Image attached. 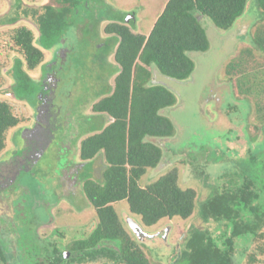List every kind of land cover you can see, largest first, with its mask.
Masks as SVG:
<instances>
[{
	"label": "trees",
	"instance_id": "16d2710c",
	"mask_svg": "<svg viewBox=\"0 0 264 264\" xmlns=\"http://www.w3.org/2000/svg\"><path fill=\"white\" fill-rule=\"evenodd\" d=\"M247 1L167 0L147 36L127 26L132 20L95 19V12L104 8L97 0H47L43 5H29L32 10L25 20L35 27L40 47L35 45L33 32L26 27L13 29L10 35L13 48L24 63L15 61L12 71L21 84L29 80L25 71H33L43 62L41 48L55 50L64 38L73 37L79 50L78 54L72 52L69 56L74 65L83 66L82 54L90 47L87 36L92 34L90 37L99 39V23L103 24L105 42L97 52L106 54V48L110 47L109 53L115 49V69L110 72L114 74L113 86L109 91H101L91 105V112L99 118L88 123L91 134L78 147L81 162L91 164L99 157L104 162L101 179H86L83 183L97 225L86 239L72 243L71 259L152 264L122 226L113 203L125 201L129 213L138 216L144 227L154 226L162 219L192 217L197 194L193 189L179 186L176 167L146 186L139 184L147 170L154 169L162 158L161 148L150 139H167L175 133L170 120L160 111L173 107L176 98L163 86L151 83L150 67L174 80L188 79L194 64L187 54L203 53L209 48L200 19L207 18L217 30L227 31L244 13ZM255 4L260 15L249 32L252 46L238 50L224 64L223 73L233 81L238 98L251 104L254 118L263 128L264 102L261 104L259 98L264 94V79L257 73L262 70L259 60L264 59V0H255ZM39 88L38 84L37 93ZM20 122L22 119L14 114L9 103L0 100V154L6 148L8 131ZM260 150H264L262 142L249 149L250 168H256V154ZM251 180L235 190L220 192L214 188L199 205L202 222H228L230 234L225 243L218 247L212 233L192 228L181 242L174 264H232L234 239L245 237L264 242V183L260 182V186L256 179ZM257 201L260 203L254 204Z\"/></svg>",
	"mask_w": 264,
	"mask_h": 264
},
{
	"label": "rangeland",
	"instance_id": "374dc122",
	"mask_svg": "<svg viewBox=\"0 0 264 264\" xmlns=\"http://www.w3.org/2000/svg\"><path fill=\"white\" fill-rule=\"evenodd\" d=\"M46 1L37 0L32 3L28 0H0V100L9 103L14 114L22 119L18 126L8 131L6 148L2 152L4 156L13 154L14 147H16L15 141L16 138L20 140L21 130L31 128L33 125L31 127L29 125L33 118L37 119L34 99L37 96L36 90L41 80L45 81L46 87H51L55 83L58 84L55 89V97L57 96V98L55 99L53 96L55 92L48 94L49 97H46V102H48L49 111L39 115L40 120L46 119L49 122L53 113L52 109H54V107L50 109V106L54 103L55 108H60L61 113H64V117L66 112H70V120L78 118L81 121L83 117L92 114L91 105L98 100H91L90 88H86V82L89 85L91 82L95 83L94 86L100 84L94 78L96 76H92L89 72L62 70V68L57 74L55 73V77L53 71L43 77L42 64H50L54 53L42 48L43 62L38 67L33 71H25L23 66L22 70L26 72L28 81L21 84V81L13 76L14 62L18 60L23 65L24 63L13 48L10 38L12 30L22 26L28 28L33 32L35 45L40 47L35 27L25 19L29 18L32 10L29 5L39 6ZM166 1L97 0L98 4L104 6L105 9L100 8V12L96 11L95 19H101V21L106 18L122 19L125 22L127 19V22L132 20L131 23H127V26L133 32L147 36L162 12ZM104 10L105 17L103 15ZM128 15H130L129 18H127ZM259 15L255 0H248L242 16L227 31L217 30L207 18L200 19L199 23L205 32L209 48L203 53H188L189 59L194 64V70L186 80L178 81L168 78L160 74L154 66L150 67L151 83L163 86L176 98V104L173 107L160 111L161 115L170 120L175 133L167 139H150L161 148L162 158L154 169L147 170L146 174L139 180V184L146 186L171 168L176 167L179 172V186L182 189H193L197 194L195 212L190 219H162L151 227L142 226L139 217L129 213L125 201L112 204L122 226L139 244L152 264H167L176 259L181 242L192 228L209 231L212 233V238L216 241L217 246H222L230 234L228 222L219 221L216 223L212 220L208 221L209 223L202 222L198 211L199 205L214 188L220 192L235 190V187L242 186L245 181L253 182L251 180L253 178L259 182L260 186L261 183H264V150H260L256 154L258 157L256 168L249 167V149H253L258 143H264V127L262 128L256 122L251 104L238 98L233 81L230 82L223 73L224 64L238 50L242 47L252 46L249 32ZM102 27L103 24L99 23V39L104 38ZM68 41V45H73V37H70ZM113 50L115 49H112L107 61L109 64L115 65ZM259 61L262 62V70L257 74L263 80L264 59ZM87 66L88 68L92 67L91 64ZM99 74L101 77L103 75L106 77L108 70L101 71ZM80 82H82L81 85ZM108 83L112 87L113 78H109ZM259 102L261 104L264 102V94L259 98ZM251 137L254 138L253 141ZM78 147L76 148V157H74L76 162L77 158L79 159ZM14 155H16L15 152ZM42 162L34 167L33 172L39 173V175L52 173L55 177L59 176L58 171L60 170L57 168L59 163L53 165L50 161ZM95 167L94 176L97 178L104 169V162L101 157L97 159ZM89 169V166L85 165L80 177L89 175L87 172ZM31 179L32 177L27 175L23 176L22 174L20 176L23 184H28ZM256 203L260 202H254V204ZM68 216L65 218L66 216L63 215L62 219L65 218L69 222L70 230L68 233L70 236L80 228L81 220L84 219L86 222L95 220L90 206H80L73 197L70 198V215ZM128 219L136 222L147 235H158V237L153 240H138L128 226ZM262 231L264 232V228ZM160 235H162L161 239L159 238ZM156 240L159 243L152 247L146 246L151 244L141 243L150 241L155 243ZM261 241L263 239L246 241L244 238H240L235 247L232 264H264V242L261 243ZM248 254L251 259H249ZM70 264L76 263L70 262Z\"/></svg>",
	"mask_w": 264,
	"mask_h": 264
},
{
	"label": "flooded vegetation",
	"instance_id": "af4514ba",
	"mask_svg": "<svg viewBox=\"0 0 264 264\" xmlns=\"http://www.w3.org/2000/svg\"><path fill=\"white\" fill-rule=\"evenodd\" d=\"M91 35L87 36L90 44V47L86 48L88 52L84 50L82 54L84 55V59H82L83 66L74 65L75 62L70 57L72 52L78 54L79 49L75 46L76 43L73 42V45H68V38H64L55 50L48 49L49 52L54 53V56L50 64H42V72L43 77L45 75L44 68L48 69L49 73L53 71L54 77L55 73L57 74L62 68V70H82L91 73L92 76H96L94 78L100 83L94 86L95 83L91 82V85H89L86 82V88H90L91 92L90 99L93 100L99 98L101 91H109L112 88L108 83V79L114 78V74L112 73V75L110 72H114L115 67L107 61L110 47L106 48L108 50L106 54H104L105 52H97L104 45V38L96 41L95 37H90ZM90 64L92 67L88 68L87 65ZM106 70H108L106 77L105 75L101 77L99 72ZM39 84V90L44 86L48 94L55 92L53 96L55 99L57 98V96L55 97V89L58 83L46 87L45 83L43 85V80H41ZM81 84L82 82H80ZM37 103L38 100L35 98L34 105L37 106ZM53 107L54 109H52ZM50 109L53 113L49 122L56 126V131L53 134L52 142L34 166L25 170L26 166L18 159L19 151L23 146L21 138L20 140L16 138V147L13 148V154L4 156V153H2L0 155V264L104 263L100 261L79 262V260L71 259L73 255L70 251L72 243L86 239L97 225L95 212L84 195L83 183L86 179H101L102 172L99 177L94 176L95 164L98 158L91 164H87L81 162L78 158L77 162L74 161V157H76V148L80 141L91 134L88 123L94 122L93 119L97 120L99 117L91 112L90 116L83 117L82 120L80 119L81 121L78 118L70 120V112H66L64 117V113H61L60 108H55L54 103L51 104ZM35 122L36 120L33 118L29 127L34 125ZM14 152L16 155H14ZM46 161L52 162L53 165L59 163L57 167L60 170H57L59 176L55 177L52 173H41L39 175V173L33 172L34 167ZM85 165L90 168L87 171L89 175L86 174L81 178ZM16 167H19L18 173H16ZM10 170L11 172L8 173ZM49 171L53 172L54 170ZM22 174L23 176L32 177L28 184L21 182L20 176ZM70 196L76 199L80 206L89 205L95 218L94 221L81 220L80 228L71 236L68 233L70 230L69 222L65 219L70 215ZM63 215L66 216L64 220L62 219ZM161 237L162 235L159 236L160 239ZM239 239L233 240L235 246ZM244 239L249 240L245 237ZM141 243L151 244L146 246L152 247L158 244L159 241ZM167 260L169 261V259ZM167 264H174V259Z\"/></svg>",
	"mask_w": 264,
	"mask_h": 264
},
{
	"label": "water",
	"instance_id": "95a60500",
	"mask_svg": "<svg viewBox=\"0 0 264 264\" xmlns=\"http://www.w3.org/2000/svg\"><path fill=\"white\" fill-rule=\"evenodd\" d=\"M129 16L130 15H128L127 18H129ZM47 74H49V71L45 70L44 77ZM44 83L45 81H43V85ZM46 97H49L48 92L44 86H42L36 96V100H38L36 106V122L31 128H24L20 132V138L23 141V146L19 151L20 155L18 156V159H20V162L26 166V170L30 169L36 164V162L52 142L54 136L53 134L56 131V126L50 124L48 121H46V119H44V121L39 119V115H43V113L47 112L49 108L47 104L48 102H46ZM15 169L16 173H18L19 167H16ZM10 172L11 170L8 173ZM127 223L130 230L138 240H153L154 238L158 237V235H147L143 232L142 228L131 219H128Z\"/></svg>",
	"mask_w": 264,
	"mask_h": 264
},
{
	"label": "crops",
	"instance_id": "0c3cea01",
	"mask_svg": "<svg viewBox=\"0 0 264 264\" xmlns=\"http://www.w3.org/2000/svg\"><path fill=\"white\" fill-rule=\"evenodd\" d=\"M188 55V54H187Z\"/></svg>",
	"mask_w": 264,
	"mask_h": 264
}]
</instances>
